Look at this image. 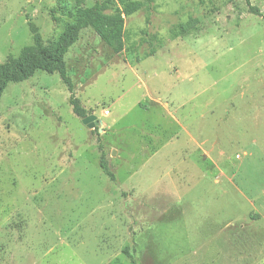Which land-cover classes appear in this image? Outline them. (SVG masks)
Returning <instances> with one entry per match:
<instances>
[{
	"label": "rangeland",
	"instance_id": "rangeland-1",
	"mask_svg": "<svg viewBox=\"0 0 264 264\" xmlns=\"http://www.w3.org/2000/svg\"><path fill=\"white\" fill-rule=\"evenodd\" d=\"M77 2L0 0V64ZM125 28L120 54L88 27L65 56L98 131L58 72L3 93L0 264H264V0H157Z\"/></svg>",
	"mask_w": 264,
	"mask_h": 264
},
{
	"label": "trees",
	"instance_id": "trees-1",
	"mask_svg": "<svg viewBox=\"0 0 264 264\" xmlns=\"http://www.w3.org/2000/svg\"><path fill=\"white\" fill-rule=\"evenodd\" d=\"M83 1L78 0L75 8H66L65 6L72 21L67 22L58 39L49 44H45L41 33L31 26L33 45L25 46L18 56L11 57L9 65L0 64V102L10 83L24 81L33 76L37 70L48 73L58 72L71 93L70 103L73 106V111L80 117L88 116L80 98L76 96L74 83L68 74L66 54L81 39L82 30L88 27L95 30L113 52L122 53L126 48L125 18L145 7H150L157 0H98L93 6H84ZM204 1L201 0V2ZM246 1L251 5V0ZM251 9L260 13L253 6ZM199 22L197 18L192 17L179 23L172 30V37L177 38L186 34L194 29ZM156 52L157 48L154 47L146 56ZM95 130L98 131L99 128L96 127ZM100 146L102 148L100 167L108 176L115 179L116 176L110 168L102 143ZM126 253L129 257H134L130 246L126 249Z\"/></svg>",
	"mask_w": 264,
	"mask_h": 264
},
{
	"label": "water",
	"instance_id": "water-1",
	"mask_svg": "<svg viewBox=\"0 0 264 264\" xmlns=\"http://www.w3.org/2000/svg\"><path fill=\"white\" fill-rule=\"evenodd\" d=\"M83 122L90 128H96L101 124L100 120L96 119L94 115L86 116Z\"/></svg>",
	"mask_w": 264,
	"mask_h": 264
},
{
	"label": "built area",
	"instance_id": "built-area-1",
	"mask_svg": "<svg viewBox=\"0 0 264 264\" xmlns=\"http://www.w3.org/2000/svg\"><path fill=\"white\" fill-rule=\"evenodd\" d=\"M108 113H109V111L106 110V114H108Z\"/></svg>",
	"mask_w": 264,
	"mask_h": 264
},
{
	"label": "crops",
	"instance_id": "crops-1",
	"mask_svg": "<svg viewBox=\"0 0 264 264\" xmlns=\"http://www.w3.org/2000/svg\"><path fill=\"white\" fill-rule=\"evenodd\" d=\"M107 111H109V110H107ZM108 114H110V113H108ZM95 129V128H94Z\"/></svg>",
	"mask_w": 264,
	"mask_h": 264
}]
</instances>
